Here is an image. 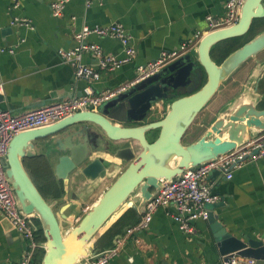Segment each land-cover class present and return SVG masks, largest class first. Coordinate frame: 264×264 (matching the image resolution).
Returning <instances> with one entry per match:
<instances>
[{
    "label": "water",
    "instance_id": "water-1",
    "mask_svg": "<svg viewBox=\"0 0 264 264\" xmlns=\"http://www.w3.org/2000/svg\"><path fill=\"white\" fill-rule=\"evenodd\" d=\"M262 19L264 0H244L236 24L208 32L193 51L102 103L98 111L84 107L55 124L13 136L3 165L21 215L30 218L36 231L37 220L44 233V254L37 264H89L102 251L101 240L128 213L133 212L135 218L116 235L114 246L143 217L164 182L214 163L264 134V93L260 90L264 58H259L264 53V30L222 63L213 58L218 45L247 36L254 22ZM251 61L254 65L240 94L218 109L199 138L186 143L185 137L201 114ZM203 75L202 86L180 95ZM161 109H166L164 116L155 119ZM41 142L47 156L58 159L55 176L64 185V196L75 172L93 181L113 180L69 231L61 220L67 219L66 212L78 197L72 195L71 202L64 196L49 201L25 165L27 159L39 155ZM208 222L225 261L235 257L264 261L262 241L241 239L226 227H218L220 222L211 210Z\"/></svg>",
    "mask_w": 264,
    "mask_h": 264
},
{
    "label": "crops",
    "instance_id": "crops-1",
    "mask_svg": "<svg viewBox=\"0 0 264 264\" xmlns=\"http://www.w3.org/2000/svg\"><path fill=\"white\" fill-rule=\"evenodd\" d=\"M56 1L0 0V108L13 115L84 96L88 86L100 93L129 85L137 78V68L156 60L162 52L178 50L185 42L197 45L212 29L208 17L219 19L225 16L227 2L103 0L88 6L87 0H66L61 16L55 17L51 4ZM112 23L122 24L130 35L136 49L134 60L110 71L103 69L94 54L87 51L82 63L100 72L101 80L87 82L77 78L75 65L65 62L61 53L78 46L77 35L85 27H104ZM87 42L97 44L107 55L119 59L125 57L124 46L118 39L93 35ZM235 79L236 75L229 85ZM204 80L203 75L180 95L195 91ZM228 100L223 104V100L218 102L213 110ZM213 110L204 120L213 119L218 111ZM165 112L166 109L159 110L154 118L161 119ZM152 138L154 141L157 134ZM38 150L39 155L49 161L57 180L55 167L58 159L47 156L44 142L39 144ZM38 179L44 183L43 178L38 176ZM112 182L93 181L80 172L71 175L69 192L64 199L71 202L72 195H75L78 200L73 201V206L67 210V219L61 220L65 231L77 224L89 207L87 205L92 207ZM207 182L220 197L210 207L220 222L217 226L226 227L238 238L264 243V159L249 161L242 168L235 169L232 179H227L223 171H213ZM53 200L56 199L49 201ZM176 213L174 206L160 208L148 229L129 237L110 264H223L209 222L197 221L192 225L193 232H185L174 218ZM134 218L135 214H130L121 229ZM119 231L114 232L112 238H103L100 250L114 246L116 235L123 233ZM24 244L21 234L0 212V264H19L25 251ZM240 259L241 264H247L249 260ZM258 263L264 264V261Z\"/></svg>",
    "mask_w": 264,
    "mask_h": 264
},
{
    "label": "built area",
    "instance_id": "built-area-1",
    "mask_svg": "<svg viewBox=\"0 0 264 264\" xmlns=\"http://www.w3.org/2000/svg\"><path fill=\"white\" fill-rule=\"evenodd\" d=\"M101 1L103 0H87V5L91 6L94 2ZM243 1L227 0L225 16L219 19L209 16L211 31L236 24ZM65 2L66 0H58L51 4L55 17L61 16ZM93 35L120 40L125 49V57L119 59L107 55L97 44L88 43L87 39ZM77 42L78 46L75 49L62 52L61 56L65 62L75 65L77 78L87 82L100 81L101 74L82 63L84 52L93 53L100 61L101 67L110 71L133 61L136 56V49L131 43V37L120 23H112L104 27H85L77 35ZM197 45L194 46L189 42H185L178 50L162 52L156 60L145 66H139L137 68V78L121 89L95 93L94 89L88 86L85 89L84 96L45 105L40 109L19 115H13L9 111L0 109V212L12 222L16 231L24 239L25 251L19 264H37L35 255L39 249H42L43 243L37 241L36 230L31 225L30 218L21 215L11 184L6 176L3 160L7 156L13 136L24 131L55 124L84 107H88L91 111H98L102 103L126 91L131 85L159 72L174 60L193 51ZM262 159H264V134L232 153L220 157L214 163L190 169L174 182H164L163 189L147 204V210L143 217L126 231L117 241V245L98 252L89 264H110L118 257L127 239L148 229L155 213L163 207L174 206L177 211L174 218L180 224V228L185 232H193V223L200 220L208 221L210 207L220 198L212 191V186L207 182L213 171H223L227 179H232L235 169L242 168L249 161L257 162ZM88 210H90V207H87L85 212ZM223 264H241V259L235 257L231 261L224 260ZM247 264L259 263L257 260L249 259Z\"/></svg>",
    "mask_w": 264,
    "mask_h": 264
},
{
    "label": "trees",
    "instance_id": "trees-1",
    "mask_svg": "<svg viewBox=\"0 0 264 264\" xmlns=\"http://www.w3.org/2000/svg\"><path fill=\"white\" fill-rule=\"evenodd\" d=\"M264 30V19L262 20H256L253 24V27L250 31V33L242 38H237V39H232V40H228L220 45H218V47L213 51V58L220 64L223 62V60L233 51H235L236 49L240 48L241 46H243L245 43H247L248 41H250L256 34L260 33L261 31ZM250 65H254V63L252 62V64ZM252 67H247L245 69V71L242 73V81L246 78L249 70ZM238 79V78H237ZM263 84V83H262ZM262 90V89H261ZM262 92V91H261ZM230 96H226V99L223 100L221 103L223 104L227 99H229ZM221 104V105H222ZM214 105V104H213ZM212 106H209L207 108V110H209V108ZM261 107H264V100L261 103ZM205 110L201 116H204L207 114ZM200 116V117H201ZM199 120V119H198ZM197 120V122H198ZM196 122V123H197ZM190 133V132H189ZM189 137V135H187ZM188 138L185 137V141ZM25 165L28 169L29 172H31L32 177L34 178L38 188L40 189V191L42 192V194L45 196V198H47L48 200L51 199H62L64 196V187L63 185H61V183L59 184L57 182V180L55 179L52 171H51V167L49 165V161L47 160V158L43 155H38L36 158L34 159H27L25 161ZM38 176L44 179V183L42 181H40L38 179ZM133 214V212L128 213L117 225H115L110 232L107 233V235L104 237L105 239H109L112 238L113 233L116 231H119L123 225V222L125 221V219L130 215ZM36 224L38 226V230L36 231V239L38 242L43 243L45 241V237H44V233L40 227V223L36 220ZM122 231V229L120 230ZM119 231V232H120ZM44 251L42 249H39L35 255V260L36 263H39L43 257Z\"/></svg>",
    "mask_w": 264,
    "mask_h": 264
},
{
    "label": "rangeland",
    "instance_id": "rangeland-1",
    "mask_svg": "<svg viewBox=\"0 0 264 264\" xmlns=\"http://www.w3.org/2000/svg\"><path fill=\"white\" fill-rule=\"evenodd\" d=\"M259 58L260 59H262V58H264V53L263 54H261L260 56H259ZM252 62L253 61H251V62H249V63H247L237 74H236V79H235V81L234 82H232L230 85H229V83L221 90V94H222V96H217L215 99H214V101H213V103H214V105H212V107H210L209 108V110H207L206 111V113L208 114L209 113V111H211V110H213V107L216 105V104H218V102H220V101H222V100H225L226 99V96H230L229 97V100L230 99H232L233 97H235L236 95H238V94H240V92L242 91L241 90V84H242V82L245 80H241L242 79V73L245 71V69L247 68V67H253L252 65H250V64H252ZM254 63V62H253ZM250 71V70H249ZM138 75V74H137ZM238 78V79H237ZM263 84L261 85V91H262V93H264V80H263V82H262ZM124 86H121V87H119V88H117V89H121V88H123ZM228 88V89H227ZM218 110V109H217ZM216 109L215 110H213V111H217ZM206 114V115H207ZM209 115V114H208ZM204 114H203V116H201V118L199 119L200 120V123H199V120H198V122L191 128V130H190V133L188 134L189 135V137L187 136V140L185 141L186 143H189V142H191L192 140H195V139H197V137L199 138L202 134H203V132H204V129L207 127V125H208V123L212 120H210V119H208V118H206L205 120H204ZM215 117V116H214ZM213 117V118H214ZM153 138L151 137V140H152ZM87 206H89L90 207V205H87ZM87 208V207H86ZM84 214V213H83Z\"/></svg>",
    "mask_w": 264,
    "mask_h": 264
},
{
    "label": "flooded vegetation",
    "instance_id": "flooded-vegetation-1",
    "mask_svg": "<svg viewBox=\"0 0 264 264\" xmlns=\"http://www.w3.org/2000/svg\"><path fill=\"white\" fill-rule=\"evenodd\" d=\"M261 90V89H260ZM213 103V102H212ZM210 112V111H209ZM206 116V115H205ZM201 117H199L198 119H200ZM199 123H200V120H199Z\"/></svg>",
    "mask_w": 264,
    "mask_h": 264
},
{
    "label": "bare ground",
    "instance_id": "bare-ground-1",
    "mask_svg": "<svg viewBox=\"0 0 264 264\" xmlns=\"http://www.w3.org/2000/svg\"><path fill=\"white\" fill-rule=\"evenodd\" d=\"M91 208V207H90Z\"/></svg>",
    "mask_w": 264,
    "mask_h": 264
}]
</instances>
